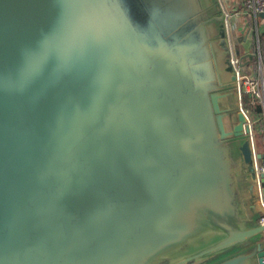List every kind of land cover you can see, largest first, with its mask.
Segmentation results:
<instances>
[{
    "label": "water",
    "instance_id": "95a60500",
    "mask_svg": "<svg viewBox=\"0 0 264 264\" xmlns=\"http://www.w3.org/2000/svg\"><path fill=\"white\" fill-rule=\"evenodd\" d=\"M253 38L220 0H0V264H264Z\"/></svg>",
    "mask_w": 264,
    "mask_h": 264
},
{
    "label": "crops",
    "instance_id": "0c3cea01",
    "mask_svg": "<svg viewBox=\"0 0 264 264\" xmlns=\"http://www.w3.org/2000/svg\"><path fill=\"white\" fill-rule=\"evenodd\" d=\"M245 0H220L222 9L225 13L234 16L237 35H242L252 29L254 38L251 46V51L257 55L256 61H250L246 64L247 72L245 75L252 76L257 74L259 67L264 65V16L260 13H253L246 9ZM247 96V104L244 98ZM242 104L247 107L248 116L252 121V130L254 137L255 149L263 155V158L258 159V165H264V106L261 103H251L250 96L243 94ZM245 194V190L243 191ZM249 202V200H248ZM261 214V211L259 212ZM264 240V232L261 234Z\"/></svg>",
    "mask_w": 264,
    "mask_h": 264
},
{
    "label": "built area",
    "instance_id": "2783aa9c",
    "mask_svg": "<svg viewBox=\"0 0 264 264\" xmlns=\"http://www.w3.org/2000/svg\"><path fill=\"white\" fill-rule=\"evenodd\" d=\"M244 5L246 9L255 14L264 13V0H245ZM226 23L228 32H230V14L225 13ZM235 25V23H233ZM231 61L236 70V88L240 93L241 98V109L246 113L249 124H252L248 116V108L244 107L242 104L243 94H248L250 96L251 103H261L264 106V65L259 67L257 74L248 76L245 75L239 68V55L235 52L234 45L231 46L230 52ZM253 133V130H252ZM264 171V165H257V172ZM259 198L262 205L261 214H259L258 222L264 223V201L262 200L261 188L259 187Z\"/></svg>",
    "mask_w": 264,
    "mask_h": 264
},
{
    "label": "rangeland",
    "instance_id": "374dc122",
    "mask_svg": "<svg viewBox=\"0 0 264 264\" xmlns=\"http://www.w3.org/2000/svg\"><path fill=\"white\" fill-rule=\"evenodd\" d=\"M235 21H234V16L232 15V14H230V26H231V28H230V33H231V29H232V24L234 23ZM234 27H236L235 25H234ZM234 48H236V46L234 45ZM235 87H233V89H234ZM244 101H245V104H247V96H245V98H244ZM246 107H247V105H246Z\"/></svg>",
    "mask_w": 264,
    "mask_h": 264
}]
</instances>
